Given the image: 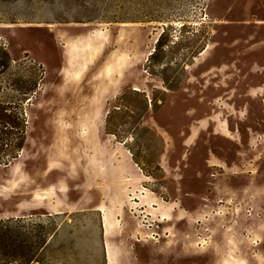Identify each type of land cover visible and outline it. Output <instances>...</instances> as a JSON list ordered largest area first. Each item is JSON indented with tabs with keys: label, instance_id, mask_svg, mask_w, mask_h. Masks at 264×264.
Segmentation results:
<instances>
[{
	"label": "rangeland",
	"instance_id": "1",
	"mask_svg": "<svg viewBox=\"0 0 264 264\" xmlns=\"http://www.w3.org/2000/svg\"><path fill=\"white\" fill-rule=\"evenodd\" d=\"M39 67L0 221L75 216L47 264H264V0H0V100Z\"/></svg>",
	"mask_w": 264,
	"mask_h": 264
},
{
	"label": "trees",
	"instance_id": "2",
	"mask_svg": "<svg viewBox=\"0 0 264 264\" xmlns=\"http://www.w3.org/2000/svg\"><path fill=\"white\" fill-rule=\"evenodd\" d=\"M3 57L2 66L9 68L10 59L6 51ZM39 71L38 79L33 82L19 78L14 83L16 92L20 93L16 102L0 100V165H12L25 149L28 105L43 81L42 67ZM47 218L46 221L41 217L0 221V264H47L49 245L59 236L62 227L71 226L67 218L76 217L64 214ZM59 220L64 222L61 226Z\"/></svg>",
	"mask_w": 264,
	"mask_h": 264
},
{
	"label": "bare ground",
	"instance_id": "3",
	"mask_svg": "<svg viewBox=\"0 0 264 264\" xmlns=\"http://www.w3.org/2000/svg\"><path fill=\"white\" fill-rule=\"evenodd\" d=\"M132 32V31H131ZM130 33L129 31H127L126 29H121L119 31V34L116 38V45H121L123 43H125L126 41H128L129 37H130ZM92 45H89L87 47H85L84 45H76L75 48L78 49H83V53L80 56V60L77 61L78 63V67L76 65H74V72H75V80L77 83H80L82 80V77L84 76L87 66L86 63L88 61V57H87V50L88 48H93V50H95V52H99V53H103L108 44L110 43V37L109 34H104L101 33L100 35H98L97 37H92ZM79 43V42H78ZM77 60V58L75 59ZM128 55L127 53H124L122 51H115L111 57L109 58L110 64L112 66V69L117 70V71H123L124 69H126L127 67V63H128ZM16 183H14L12 185V181L10 182V185H12V187H16L15 186ZM42 200L39 196V194L36 195L35 197V202L34 204L38 207H41V201ZM122 208V207H121ZM100 211L103 213L104 216V220H105V227H104V235L106 236H111V227L110 224L115 223V218H113V213L108 210L107 205L102 204L100 206ZM160 214V217L167 221L170 220V214H169V210L166 207H160V210L158 211ZM114 220V221H112ZM118 223V222H117ZM107 251V256L108 258L113 262V261H118V259L120 258L119 252L118 250H116L115 248L112 247H108L106 248ZM233 251V250H231ZM235 256L234 254H229L227 255L222 262H220V264H236L235 261Z\"/></svg>",
	"mask_w": 264,
	"mask_h": 264
},
{
	"label": "crops",
	"instance_id": "4",
	"mask_svg": "<svg viewBox=\"0 0 264 264\" xmlns=\"http://www.w3.org/2000/svg\"><path fill=\"white\" fill-rule=\"evenodd\" d=\"M23 218H27V217H23Z\"/></svg>",
	"mask_w": 264,
	"mask_h": 264
}]
</instances>
